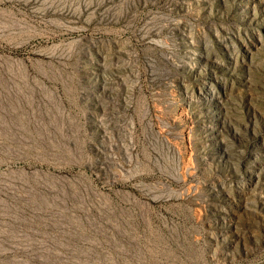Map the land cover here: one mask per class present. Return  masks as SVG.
<instances>
[{
	"label": "rangeland",
	"instance_id": "obj_1",
	"mask_svg": "<svg viewBox=\"0 0 264 264\" xmlns=\"http://www.w3.org/2000/svg\"><path fill=\"white\" fill-rule=\"evenodd\" d=\"M0 264H264V0H0Z\"/></svg>",
	"mask_w": 264,
	"mask_h": 264
}]
</instances>
